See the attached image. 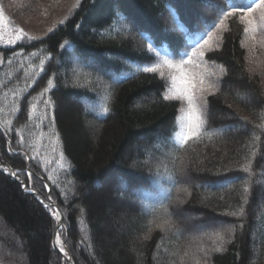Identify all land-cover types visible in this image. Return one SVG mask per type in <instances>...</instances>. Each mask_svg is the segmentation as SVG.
<instances>
[{
    "label": "trees",
    "instance_id": "1",
    "mask_svg": "<svg viewBox=\"0 0 264 264\" xmlns=\"http://www.w3.org/2000/svg\"><path fill=\"white\" fill-rule=\"evenodd\" d=\"M246 5L79 0L43 36L0 43V163L61 210L72 264H264V68L246 50ZM229 10L206 54L220 77L178 142L180 103L145 65L181 57ZM37 196L0 168V264H66Z\"/></svg>",
    "mask_w": 264,
    "mask_h": 264
},
{
    "label": "rangeland",
    "instance_id": "2",
    "mask_svg": "<svg viewBox=\"0 0 264 264\" xmlns=\"http://www.w3.org/2000/svg\"><path fill=\"white\" fill-rule=\"evenodd\" d=\"M78 1L0 0V43H10L22 36H43L69 16ZM257 4H260V0H251L253 10H243L239 13V19L244 31L247 29L244 34L246 50L251 54L256 66L264 68V4ZM231 12L233 11L229 10L228 13ZM227 27V16L218 14L209 29L203 32V37L184 49L187 55L171 58L155 52L156 58L145 65V68L154 69L166 81V97L176 99L180 103L174 134L178 142L196 134L203 121L206 97L214 91L222 71L219 64L209 62L206 54L221 46L222 35ZM200 51H203V56H200ZM189 96L193 101L191 105L188 103ZM195 220L197 218L189 214L181 215L184 225ZM198 229L197 225L191 226V230L197 232Z\"/></svg>",
    "mask_w": 264,
    "mask_h": 264
},
{
    "label": "water",
    "instance_id": "3",
    "mask_svg": "<svg viewBox=\"0 0 264 264\" xmlns=\"http://www.w3.org/2000/svg\"><path fill=\"white\" fill-rule=\"evenodd\" d=\"M0 166H2V165H0ZM2 167L8 171L9 175H10L13 179H15L16 181H18L19 183H21V184L23 185V189H24L25 192L35 194L33 191H30V190H27V189H26L25 183H24L21 179H19V178L17 177V170L13 169V168H12L11 166H9L8 164L3 165ZM41 179H42V178H41ZM42 180L44 181V183L46 184V186H47V188H48V190H49V185H48L47 181H46L45 179H42ZM40 200L42 201V199H40ZM46 205H50V206H52V207L57 211V215H58V225H57V228L59 229V228L61 227L62 222H63V218H64L63 213H62L61 210L56 206V204H55L53 201H51V200H50V202L47 203ZM56 234H57V233H54V234H53V237H54ZM61 242H62V244H63L64 250H62V249H61L60 247H58V246H55V245H54V242H53V239H52V247H53L56 251H58L60 254L63 255V257L66 259V262H67L66 264H72V262H71V258H70V255H69V253H68V250H67V248L65 247V245H64V243H63L62 240H61Z\"/></svg>",
    "mask_w": 264,
    "mask_h": 264
},
{
    "label": "snow or ice",
    "instance_id": "4",
    "mask_svg": "<svg viewBox=\"0 0 264 264\" xmlns=\"http://www.w3.org/2000/svg\"><path fill=\"white\" fill-rule=\"evenodd\" d=\"M260 4H264V0H260ZM260 4H257V6H260ZM247 9V11H249V12H251L253 9H252V5H246V6H241V8H240V10L241 11H243L244 9ZM234 11H235V9H234ZM232 14H234V12L233 13H228V12H225L224 13V15H232ZM241 19H243V17H241ZM245 31L247 32V29H245ZM205 43H207V41H205ZM202 47V46H201ZM179 54V53H178ZM200 56H203V51H200ZM184 55H187V52H185L184 53ZM182 63H183V61H182ZM144 71L145 72H152V71H154V69H152V68H145L144 69ZM165 99H167V97H165ZM192 97L191 96H189L188 97V103H189V105H191L192 104ZM185 139H187V138H185ZM51 210V209H50ZM57 239H59V236H57Z\"/></svg>",
    "mask_w": 264,
    "mask_h": 264
},
{
    "label": "bare ground",
    "instance_id": "5",
    "mask_svg": "<svg viewBox=\"0 0 264 264\" xmlns=\"http://www.w3.org/2000/svg\"><path fill=\"white\" fill-rule=\"evenodd\" d=\"M57 236H59L58 233L53 237L54 245H55V246H59L61 249H64V248H63V244H62V242H61V238H60V236H59V239H57Z\"/></svg>",
    "mask_w": 264,
    "mask_h": 264
}]
</instances>
